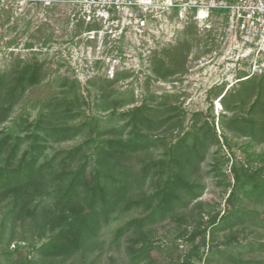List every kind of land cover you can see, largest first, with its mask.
<instances>
[{"label":"rangeland","instance_id":"374dc122","mask_svg":"<svg viewBox=\"0 0 264 264\" xmlns=\"http://www.w3.org/2000/svg\"><path fill=\"white\" fill-rule=\"evenodd\" d=\"M131 1L87 17L77 0H0V106H12L0 137L11 132L15 161L31 142L17 122L47 108L78 114L53 124L86 121L40 142L38 164L57 157L39 183L0 191V264H264V51L231 22L234 0ZM138 131L147 143H107ZM84 161L82 182L99 169L107 188L93 206L88 186L62 194ZM166 187L185 204L120 234ZM79 222L76 245L38 251Z\"/></svg>","mask_w":264,"mask_h":264},{"label":"trees","instance_id":"16d2710c","mask_svg":"<svg viewBox=\"0 0 264 264\" xmlns=\"http://www.w3.org/2000/svg\"><path fill=\"white\" fill-rule=\"evenodd\" d=\"M11 103L6 106H0V122L4 120V115L9 111L11 108ZM56 109L50 110L47 108L46 111L39 115V117L34 121H23V123H16L15 126L20 128V132L26 133V138L30 139L31 142L29 144L28 150L19 161H15L17 155V145L11 143V132H6L2 137H0V155L7 152L6 156V163L3 166H0V191H8L9 189L15 187L16 183L20 184H34L39 183L40 179L43 176L44 169L47 165L52 164L57 156L38 164L39 157L44 152V146L40 144L42 140L50 139L54 137L56 140L74 136V133L81 130L83 126H85L86 121L78 124L76 126H69L68 124L61 123V124H53L51 122L52 118L56 115H61L62 113H68L69 120L76 119L78 114H74L71 109L58 110ZM5 113V114H4ZM70 113V114H69ZM73 132L71 129H73ZM72 131V132H71ZM71 132V133H70ZM62 137V138H60ZM149 141V136L145 133L140 131L131 134L127 140H107V143L112 146H120V147H130V146H137L140 143H147ZM88 144L87 141L83 142L80 145H77L70 150H68V154L71 156L73 154L79 153L84 146ZM96 151V157L99 154L107 152L106 148L101 145H95L94 150ZM94 154V153H93ZM96 159V158H95ZM16 162V163H14ZM87 162H83L79 165V167L70 172L69 182L62 187V194L66 200L71 199L73 193H75L76 189L80 186H88L91 192V202L90 205L93 206L96 193L97 192H105L107 191L106 187L102 186L99 183V175L100 170L96 169L92 175L91 179L87 180V182L83 183L82 179L85 178V173L87 169ZM51 166V165H50ZM180 181V179H179ZM176 202L181 203L182 205L185 202L181 199L180 192L169 190V187L164 189V195L162 196L161 200L158 202L156 207L151 211L147 212L141 217H135L130 219L125 225L119 228V233H124L125 231L130 230L132 227H139L144 224H149L154 221L162 220L166 214V211L169 209L168 207H172ZM107 209H112L117 204L116 200L114 201H106L105 205H107ZM83 223V222H82ZM82 223L79 222L78 224L75 223L71 228H69L66 232L61 231L57 233L55 236L50 238L47 242L41 245L38 248V251H48V250H60L62 248L68 249L73 245H76L82 237L83 227ZM211 224L215 225V219L211 220ZM201 231H193L190 233V240L195 241L198 238ZM203 239V238H202ZM26 247V254L31 253V249L28 246ZM197 245H194L193 248L195 249ZM142 257L137 256L135 262H140Z\"/></svg>","mask_w":264,"mask_h":264},{"label":"built area","instance_id":"2783aa9c","mask_svg":"<svg viewBox=\"0 0 264 264\" xmlns=\"http://www.w3.org/2000/svg\"><path fill=\"white\" fill-rule=\"evenodd\" d=\"M87 17L103 16L110 10L120 11L133 4L131 0H77ZM230 20L239 35L264 51V0H234L226 6Z\"/></svg>","mask_w":264,"mask_h":264},{"label":"bare ground","instance_id":"6f19581e","mask_svg":"<svg viewBox=\"0 0 264 264\" xmlns=\"http://www.w3.org/2000/svg\"><path fill=\"white\" fill-rule=\"evenodd\" d=\"M204 13H205V12L201 10V11L199 12L200 17H203ZM219 103H220V99L217 101V105H218V107H219Z\"/></svg>","mask_w":264,"mask_h":264}]
</instances>
